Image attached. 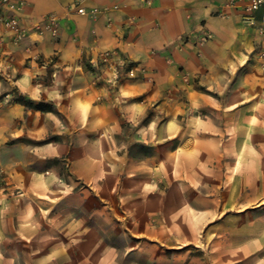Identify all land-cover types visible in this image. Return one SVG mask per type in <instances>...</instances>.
Here are the masks:
<instances>
[{
    "label": "crops",
    "instance_id": "1",
    "mask_svg": "<svg viewBox=\"0 0 264 264\" xmlns=\"http://www.w3.org/2000/svg\"><path fill=\"white\" fill-rule=\"evenodd\" d=\"M26 1L24 39L13 43L0 26V264H112V252L77 249L81 225L95 230L94 204L81 216L57 206L77 197L78 180L102 197L121 189L124 245L162 240L160 220L173 226L176 209L189 221L229 211L239 239L219 249L218 264H264L262 43L242 10L228 0ZM50 14L58 36L34 29ZM203 29L211 39L194 44ZM109 49L141 67L137 78L116 87L96 78L92 60ZM48 133L60 137L44 142ZM62 156L68 174L44 166ZM191 159L190 199L187 167L176 163ZM37 183L53 187L54 207L36 203ZM137 247L126 245L125 264H146Z\"/></svg>",
    "mask_w": 264,
    "mask_h": 264
},
{
    "label": "rangeland",
    "instance_id": "2",
    "mask_svg": "<svg viewBox=\"0 0 264 264\" xmlns=\"http://www.w3.org/2000/svg\"><path fill=\"white\" fill-rule=\"evenodd\" d=\"M9 69L10 67L7 66ZM50 106L48 102H44V107ZM188 118V116H186ZM50 133V130H49ZM45 135L43 138L44 142H50L53 138H59L57 135ZM71 139V136L69 137ZM138 149V148H137ZM11 152L18 153V150H12ZM68 156H62L59 158L45 160V167H55L58 169L62 175L68 174L67 167ZM177 167L181 164L183 169L184 166L187 167L183 175L188 174L190 188L186 195L191 199L193 194H196L197 182L196 180V165L195 159L183 161L178 160L176 163ZM37 175V174H35ZM43 175V174H39ZM47 175V173H46ZM4 175L0 174V178H3ZM187 176V175H186ZM185 177V176H184ZM60 181V180H59ZM215 182L211 180L207 182L206 189L213 191V186ZM59 185L62 186L65 190H71V188L63 182H59ZM120 183H117L119 186ZM15 193L20 194L27 191V186L24 185H14ZM33 188L30 189L32 192H42L45 196H38V201H36L39 206H43V203L52 204L50 207H54V201L50 199L48 192L53 190V187L49 184L37 183ZM91 189L94 191V196L85 198V190ZM77 193V197L70 199V195H66V199L62 200V204L57 206L62 207H71V205H77L79 209V214L83 213L82 208H86L87 205L90 206L94 204L96 208L95 213V230L90 229V235L88 234L87 228L84 229L81 225L79 233L80 245L77 247L80 254L89 255L91 253H96L98 256L101 254L104 255L108 252L114 253V259L112 264H125V253L126 245L128 247H137L138 250H144L147 252L145 261L146 264H218L219 261V249L232 245L236 237L232 231L233 223L236 225L238 221L233 222L231 220L230 212H224L222 215L212 212V215H209L208 219L197 220V217H193L192 221H189L188 217L179 216L178 209L174 213L175 224L173 226H162L161 220L163 219L166 222V218H160V227L159 235L164 237L160 241H153L150 238L146 237L142 243H129L124 245V236H123V219L122 215V201H121V189H115L111 195L102 197L97 194L98 189L91 187L86 183L78 180L76 186L72 187ZM79 191H83L79 193ZM207 191V193L209 192ZM36 196V194H35ZM105 207V212H101ZM248 209V208H245ZM244 209V210H245ZM218 212V211H217ZM194 211H191V216ZM50 217H47L49 221ZM46 219V218H45ZM50 222V221H49ZM248 222L245 219L244 223ZM91 225V220L90 223ZM50 227L51 233L47 232V236H53L55 234L54 228L45 224V228ZM93 232V234H92ZM97 240V244L93 245V237ZM50 236V237H51ZM166 237V238H165ZM90 238V239H89ZM91 242V243H88ZM155 255V257H154ZM127 261V260H126ZM134 261H137L135 259ZM142 261V259H140Z\"/></svg>",
    "mask_w": 264,
    "mask_h": 264
},
{
    "label": "built area",
    "instance_id": "3",
    "mask_svg": "<svg viewBox=\"0 0 264 264\" xmlns=\"http://www.w3.org/2000/svg\"><path fill=\"white\" fill-rule=\"evenodd\" d=\"M26 4V0H0V26L10 33L12 42L15 44L28 35L26 29L21 25L19 15ZM228 5L240 8L242 22L257 28L262 43L258 57L264 73V0H228ZM77 12L84 15L86 10L83 7H78ZM34 29L58 36L60 34L59 18L57 15L50 14L41 24L35 25ZM211 37L212 34L203 29L196 38H193V41L196 45H203ZM92 65L96 78L109 87L118 86L123 77L137 78L138 73L142 70L138 64L131 63L117 49L103 51L98 58L92 60Z\"/></svg>",
    "mask_w": 264,
    "mask_h": 264
},
{
    "label": "trees",
    "instance_id": "4",
    "mask_svg": "<svg viewBox=\"0 0 264 264\" xmlns=\"http://www.w3.org/2000/svg\"><path fill=\"white\" fill-rule=\"evenodd\" d=\"M48 107H49V106H47V107L45 106V108H48Z\"/></svg>",
    "mask_w": 264,
    "mask_h": 264
}]
</instances>
